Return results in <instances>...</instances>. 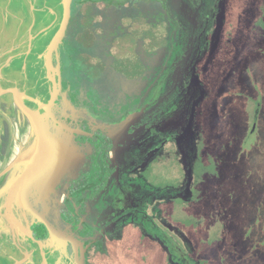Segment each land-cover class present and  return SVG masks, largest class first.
Returning a JSON list of instances; mask_svg holds the SVG:
<instances>
[{"label":"flooded vegetation","instance_id":"obj_1","mask_svg":"<svg viewBox=\"0 0 264 264\" xmlns=\"http://www.w3.org/2000/svg\"><path fill=\"white\" fill-rule=\"evenodd\" d=\"M110 1L73 0L69 26L58 50L62 87L52 100L45 53L59 30L63 0H0V264H110L111 252L127 230L139 231L167 253L169 264H179L170 241V234L179 229L173 222V208L177 199L185 205L196 198L194 189L201 172L195 167L198 135L190 138V152L185 131H176L179 122L172 114L173 96L179 90L181 114H191L197 107L210 114L200 106L207 98L217 104L213 96L219 86L212 87L210 68L220 58L223 45L239 40L241 15L235 13L234 5L229 7V0H178L183 10H190L193 29L189 30L169 0H122L119 8L158 5L163 15L160 21L174 28L173 49L181 46V50L170 64L171 73L167 69L162 73L163 67L156 69L135 99L128 95L126 101L111 95L92 99L80 83L88 76L97 85L109 67L102 53L90 52L102 42L109 49L114 41L103 39L105 27L93 30L104 23L94 11L88 28L82 24L73 36L69 31L76 5L83 10L104 4V11ZM82 17L81 21L83 13ZM260 17L252 28L263 22ZM90 27L92 40L84 37ZM169 52L171 61L175 52L172 48ZM119 53L114 54L118 60L124 56ZM131 53L136 55L135 50ZM52 58L56 61L57 54ZM15 93L25 108L42 115L68 161L49 192L42 184H33L23 201L12 185L33 156L35 136ZM14 121L21 127L27 124L30 133L26 138L31 136L33 144L15 154ZM179 170L184 184L178 187L175 175ZM190 187L192 196L188 195Z\"/></svg>","mask_w":264,"mask_h":264},{"label":"rangeland","instance_id":"obj_2","mask_svg":"<svg viewBox=\"0 0 264 264\" xmlns=\"http://www.w3.org/2000/svg\"><path fill=\"white\" fill-rule=\"evenodd\" d=\"M121 1L111 0L104 11H101L104 4H93L83 10L77 5L74 8L69 36L81 30L82 24L88 28L94 11L104 23L95 25L93 30L105 27L103 39L114 41L109 49L110 45L104 42L91 48V54L100 52L105 56L109 68L97 85H92L88 76L80 83L88 98L111 95L126 101L128 95L130 100L135 99L146 89L156 69L158 72L163 67L162 73L165 69L167 74L171 73L170 64L181 50V46L173 49L174 28L160 21L163 15L158 5L119 8ZM169 1L175 14L192 30L190 10H183L178 0ZM231 4L235 13L241 15L237 28L241 36L238 41L223 45L220 58L210 68L212 87L219 86L213 96L217 104L207 98L200 106L210 114L202 113L201 108L197 111L198 107L191 114H181L179 90L173 96L172 114L174 121L179 122L175 123L179 127L176 131L181 134L185 131L190 152L193 149L190 141L198 135L199 157L195 167L201 172L194 189L196 198L187 200L185 205L177 199L173 208L176 212L173 222L179 229L170 234V241L179 264H264V0H229V7ZM259 17L263 22L252 28ZM60 19L59 14L58 22ZM92 36L90 27L84 37L92 40ZM171 48L175 55L169 61ZM108 50L124 56L118 60ZM133 50L136 55L131 53ZM163 87L164 83L161 91ZM11 130L13 154L22 148L26 151L28 145L29 149L33 147L32 137L26 138L30 133L26 123L21 127L14 121ZM176 181L178 187L184 184L181 170L176 172ZM190 191L188 195L192 196L191 187ZM116 245L109 257L110 264H169L167 253L137 230H127Z\"/></svg>","mask_w":264,"mask_h":264},{"label":"water","instance_id":"obj_3","mask_svg":"<svg viewBox=\"0 0 264 264\" xmlns=\"http://www.w3.org/2000/svg\"><path fill=\"white\" fill-rule=\"evenodd\" d=\"M73 0H63V15L59 30L54 35L48 45L45 55V62L48 73V83L55 99L58 90L62 87L61 59L58 50L66 35L72 13ZM56 53L57 59L53 60L52 55ZM15 99L28 118L32 131L35 136L33 156L27 161L26 170L16 184L13 183L12 191H15L19 199L23 201L25 191L30 189L33 184L40 183L48 192L55 186L62 173L65 171L68 161L65 156L64 148L50 135L44 118L39 112H31L21 104L20 98L15 93Z\"/></svg>","mask_w":264,"mask_h":264}]
</instances>
